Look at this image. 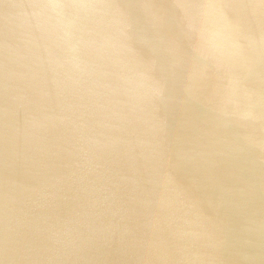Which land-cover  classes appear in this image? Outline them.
<instances>
[{"label":"water","instance_id":"water-1","mask_svg":"<svg viewBox=\"0 0 264 264\" xmlns=\"http://www.w3.org/2000/svg\"><path fill=\"white\" fill-rule=\"evenodd\" d=\"M0 264H264V0H0Z\"/></svg>","mask_w":264,"mask_h":264}]
</instances>
